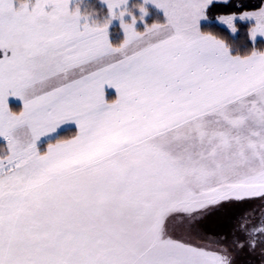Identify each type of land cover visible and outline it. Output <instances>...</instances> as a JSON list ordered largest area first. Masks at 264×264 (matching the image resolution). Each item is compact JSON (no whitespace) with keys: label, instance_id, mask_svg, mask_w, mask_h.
<instances>
[{"label":"snow or ice","instance_id":"6c2138e0","mask_svg":"<svg viewBox=\"0 0 264 264\" xmlns=\"http://www.w3.org/2000/svg\"><path fill=\"white\" fill-rule=\"evenodd\" d=\"M101 2L103 18L83 0H0V264H231L169 223L264 199V50L201 31L217 0H151L163 18L143 32L126 0ZM236 20L264 37V4L218 17L233 34Z\"/></svg>","mask_w":264,"mask_h":264},{"label":"rangeland","instance_id":"374dc122","mask_svg":"<svg viewBox=\"0 0 264 264\" xmlns=\"http://www.w3.org/2000/svg\"><path fill=\"white\" fill-rule=\"evenodd\" d=\"M228 1V0H227ZM251 0H241L238 1V5H244L250 3ZM224 2V0H217L216 3ZM134 5H142L145 9L144 13L140 12L138 7H134ZM76 6V0H71L70 7ZM83 6L85 7L86 12L92 13L93 15H98L101 18L106 14V8L101 2V0H83ZM122 8H127L132 15L129 16L127 13L122 18L124 22H132V17H142V19H136L133 27L136 31L143 32L145 30L146 25H151L163 18V12L161 9L157 8L155 4L151 3V0H148L145 3V0H126V4L122 6ZM256 9L244 10V11H253ZM243 12V11H242ZM241 12H237L235 14L239 15ZM229 14H223L220 16H227ZM217 16L213 19L208 20H201L199 21V27L201 31L203 29V25L206 23H215L221 25L228 29L225 25L219 23ZM152 21H151V20ZM237 22H243L248 24L250 27V21H240L236 20ZM121 21L118 18H114L110 21L109 28H108V38L109 42L112 41L119 44L123 38L124 33L123 29L120 26ZM237 26V25H236ZM228 31H230L228 29ZM233 34V33H232ZM236 34V33H235ZM233 34V35H235ZM215 35V34H214ZM217 36V35H216ZM220 38L219 36H217ZM222 39V38H221ZM257 39H262L264 41V37H257ZM116 45L115 43H112ZM264 50V49H263ZM105 91V98L111 102L112 99L115 98L116 92L115 89L109 88L107 85L104 86ZM10 107L14 112H19L22 108V102L18 99L10 98L9 99ZM74 129L71 134L66 137L60 136V132L65 130ZM70 132V131H69ZM75 134V125L72 123H67L64 125L59 126L56 133L50 134L48 138H41L39 142L41 149L43 147L46 148L47 139H67L70 138ZM248 215L244 217V215ZM263 217L264 218V199L260 198H253L250 200H246L243 202H232L228 204L226 207L219 208V209H212L207 214L204 215H197L193 218L189 217H177L174 221L169 223V231L172 235L177 238H180L186 242L198 245L200 247L209 248L212 250L218 249H227V254L238 255L240 258H232L231 264H242L244 261L245 255V247H246V240L244 237H241V234L237 232L235 225L239 222H246L250 221L253 218ZM257 222H253L252 227H256ZM231 226V227H230ZM224 228V230H220ZM256 229V228H255ZM237 232L238 236L236 237L233 232ZM240 245H243L241 247ZM249 245V244H248Z\"/></svg>","mask_w":264,"mask_h":264},{"label":"trees","instance_id":"16d2710c","mask_svg":"<svg viewBox=\"0 0 264 264\" xmlns=\"http://www.w3.org/2000/svg\"><path fill=\"white\" fill-rule=\"evenodd\" d=\"M238 1L241 0H228L226 3L223 2L214 3V5L210 6L207 13L209 19H213L223 14L237 13V12H242L244 10L257 9L262 4H264V0H251L250 3L239 6ZM236 25L238 31L236 32L235 35H233L225 27L215 23H207V24L205 23L202 26L203 27L202 30L210 31L213 34L225 40L232 47L234 52L239 51L241 54H243L250 51L253 46H255L258 49H262V50L264 49V41L262 39H257L255 45H253L252 41H250L247 34L249 29L248 24L243 22H237ZM112 43L117 44L114 41H112ZM73 131L74 129L62 131L60 132V136L63 135L62 137H66L69 134H71V132ZM220 230H224V228Z\"/></svg>","mask_w":264,"mask_h":264},{"label":"flooded vegetation","instance_id":"af4514ba","mask_svg":"<svg viewBox=\"0 0 264 264\" xmlns=\"http://www.w3.org/2000/svg\"><path fill=\"white\" fill-rule=\"evenodd\" d=\"M248 215H244V217H247ZM253 222H257V225L255 228H260L262 226V222H264L263 217H255L251 219L250 221L246 222H239L237 225H235L237 232L241 234V237H244L246 240V247H245V255L243 258L242 264H264V234L261 233H253L254 227H252ZM233 232V231H232ZM236 231L233 232L235 236H238V233ZM255 241V247L251 246V242ZM230 261L232 258L239 259L240 257L238 255L230 254Z\"/></svg>","mask_w":264,"mask_h":264}]
</instances>
